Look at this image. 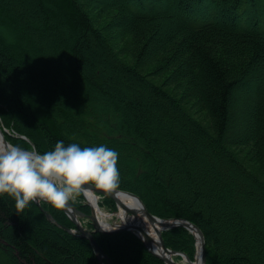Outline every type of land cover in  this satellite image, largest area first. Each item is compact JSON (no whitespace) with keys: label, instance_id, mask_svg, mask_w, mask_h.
Listing matches in <instances>:
<instances>
[{"label":"trees","instance_id":"obj_1","mask_svg":"<svg viewBox=\"0 0 264 264\" xmlns=\"http://www.w3.org/2000/svg\"><path fill=\"white\" fill-rule=\"evenodd\" d=\"M0 119L25 150L114 149L115 188L197 225L206 264H264V0H0ZM66 228L0 195V264H100ZM94 236L114 264H166L134 231ZM163 237L195 258L188 229Z\"/></svg>","mask_w":264,"mask_h":264},{"label":"clouds","instance_id":"obj_2","mask_svg":"<svg viewBox=\"0 0 264 264\" xmlns=\"http://www.w3.org/2000/svg\"><path fill=\"white\" fill-rule=\"evenodd\" d=\"M118 158L119 154L105 145L82 148L58 141L54 150L43 154L0 145V195L13 197L18 211L37 200L64 208L89 191V184L105 190L117 187Z\"/></svg>","mask_w":264,"mask_h":264},{"label":"water","instance_id":"obj_3","mask_svg":"<svg viewBox=\"0 0 264 264\" xmlns=\"http://www.w3.org/2000/svg\"><path fill=\"white\" fill-rule=\"evenodd\" d=\"M5 132L7 129H3L0 123V140L5 146H14L12 145L7 138L5 137ZM36 150L35 148H33ZM32 149V150H33ZM31 151V150H29ZM89 191L84 192L88 203L93 208V213L90 218L92 220L94 228L92 230L87 229L83 226L81 221L79 220V214H81L70 202L68 204L72 207L73 210H76L77 214H72L67 205L62 208L72 222L75 224L76 229L66 228L69 232L76 234L77 236L86 238L90 241L92 246L94 247L95 253L99 258L100 264H114L112 258L103 250V248L97 242L94 233L95 232H105V233H113L123 230H132L134 231L144 242L148 250L154 255L161 258L166 264H183L181 262L176 261L173 256L180 255L183 259V262L186 264H196L195 262H199V264H206V243L205 236L202 230L195 225L192 221L186 218H163L158 215H155L149 211L143 200L134 192L128 190H122L118 188L113 189H97L94 185L89 184L86 186ZM91 192L97 198L96 200V208L89 201L87 193ZM106 196L115 201L117 207L120 211L123 212L124 218H121L120 223L114 224L112 227H103L102 220L99 218L97 213V209H100L98 198L99 196ZM122 196H130L134 198L139 203V208L135 209L128 205L125 201L122 200ZM39 205H41V201H36ZM119 211V212H120ZM46 216L53 222H56L53 215L49 212L45 211ZM141 217H145L147 222L149 223L151 229L156 233L157 239L153 236V232L147 225L143 223ZM175 227H184L188 229L190 232L194 234L197 239V254L195 260H192L185 252L177 251L169 248L165 244V240L163 237V231L169 230ZM157 240V241H156ZM155 242H158V246H155Z\"/></svg>","mask_w":264,"mask_h":264},{"label":"rangeland","instance_id":"obj_4","mask_svg":"<svg viewBox=\"0 0 264 264\" xmlns=\"http://www.w3.org/2000/svg\"><path fill=\"white\" fill-rule=\"evenodd\" d=\"M13 2H14V0H13ZM19 1H17V3H18ZM13 4H15L16 5V1H15V3H13ZM113 44L115 45V48L117 49V50H119L120 51V49L122 48V46H123V42H122V39L120 40V39H117V41H113ZM121 58L122 59H124V60H126V61H129V59H128V57H125V55H124V53H121ZM183 105H185L186 106V108H188L189 110H190V107L186 104V103H184ZM191 113H192V115L198 120V121H200V122H202V123H204L205 125L207 124V121H206V119H205V116H204V112H202V111H199L198 109H196V110H192L191 111ZM0 123H1V119H0ZM1 126H2V123H1ZM2 128L3 129H6V128H4L3 126H2ZM7 133L9 134V135H11L12 134V132L9 130V129H7ZM6 132H5V137H6V134H7ZM13 135V134H12ZM7 138V137H6ZM8 140V139H7ZM9 141V140H8ZM10 142V141H9ZM11 143V142H10ZM12 144V143H11ZM13 145V144H12ZM15 146V145H14ZM32 150V149H31ZM234 151L237 153V154H239V156L240 157H243L244 156V153H239L241 150L240 149H234ZM100 200H102V197L101 196H99V198H98V203L100 202ZM81 214H79L78 216H79V220L81 221V223L83 224V226L84 227H86L87 229H89V230H91V229H93L94 228V226H93V223H92V220H91V218H90V216H91V214L93 213V208L91 207V205L88 203V201H87V198H86V196H85V194H84V192H83V197L81 198V197H79V196H77L74 200H71V201H69ZM79 204H87V205H89V207L91 208V213L89 214V215H86V213H84L83 212V210H81V209H79V207H78V205ZM99 207H100V209L103 211V212H105V213H107L109 216H107V217H100V219L101 220H104V221H106V222H108V223H110V224H112V225H114V224H116V223H120L121 222V218H120V216H119V210H118V208H117V210L114 212V211H112L111 209H110V207H108V206H104V207H101L100 206V204H99ZM51 214V213H50ZM103 218V219H102ZM73 230H75V229H73ZM174 258H175V260L176 261H178V262H181V263H183L184 264V262L182 261V258H177L176 256H174Z\"/></svg>","mask_w":264,"mask_h":264},{"label":"bare ground","instance_id":"obj_5","mask_svg":"<svg viewBox=\"0 0 264 264\" xmlns=\"http://www.w3.org/2000/svg\"><path fill=\"white\" fill-rule=\"evenodd\" d=\"M0 145L5 146V145L2 143L1 140H0ZM87 196H88V198H89V201H90V202L95 206V208H96V200H97V198H95V196H94L93 193H91V192H88V193H87ZM122 200L125 201V202H126L128 205H130L131 207H134L135 209H138V208H139V203H138L134 198H132V197H130V196H122ZM67 208L69 209V211H70L72 214H77L76 210H73L72 207H70L69 204H67ZM97 213H98V215H99V218H100V217H107V216H109L107 213L103 212L101 209H97ZM119 216L122 217V218H124V214H123L122 211H120ZM141 218H142L141 220H143V223H144L145 225H147L148 228L151 229V227H150L149 223L147 222L146 218H145V217H141ZM102 219H103V218H102ZM102 226H103V227H112L113 225H111L110 223H108V222L102 220ZM151 231L153 232V236L157 239L156 233H155L152 229H151ZM156 241H157V240H156ZM155 246H158V242H155ZM195 263H196V264H199L198 261L195 262Z\"/></svg>","mask_w":264,"mask_h":264}]
</instances>
